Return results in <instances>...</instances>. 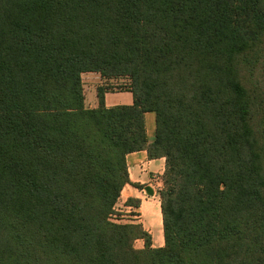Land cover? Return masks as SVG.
I'll list each match as a JSON object with an SVG mask.
<instances>
[{"label":"trees","instance_id":"obj_1","mask_svg":"<svg viewBox=\"0 0 264 264\" xmlns=\"http://www.w3.org/2000/svg\"><path fill=\"white\" fill-rule=\"evenodd\" d=\"M262 42L264 0H0V264H264L239 72ZM87 72L128 79L133 105L107 108L106 84L87 108ZM144 150L166 159L162 248L112 221Z\"/></svg>","mask_w":264,"mask_h":264},{"label":"rangeland","instance_id":"obj_2","mask_svg":"<svg viewBox=\"0 0 264 264\" xmlns=\"http://www.w3.org/2000/svg\"><path fill=\"white\" fill-rule=\"evenodd\" d=\"M243 60L241 59L239 66L240 77L243 86L255 100L253 129L257 149L261 159H264V153L262 154V148L264 152V42L258 45L255 52H250V56L245 58V61ZM87 81L88 78L85 76V82L87 83ZM105 83L111 85V92L120 93L125 91L124 86L129 83V80H112ZM262 165L264 168V162ZM131 171L130 184L125 187V192L122 193L116 205L112 221L117 224H131L132 221H140L139 223L146 229L153 228L156 239L160 234V228H162L164 238L159 193L164 188L165 169H132ZM148 188L153 190V195H149ZM130 194H134V196L129 198ZM134 246L136 249H144V241L137 240Z\"/></svg>","mask_w":264,"mask_h":264},{"label":"crops","instance_id":"obj_3","mask_svg":"<svg viewBox=\"0 0 264 264\" xmlns=\"http://www.w3.org/2000/svg\"><path fill=\"white\" fill-rule=\"evenodd\" d=\"M85 76H87L88 78L87 83L85 82ZM82 79H83V86H84L85 99H86L85 105L89 109H97L100 106L98 91L100 88H103L106 85L105 83L106 81L102 78V76L99 73H94V72L84 73L82 75ZM133 103H134V99L132 93L126 90L120 93L111 92V91H107L105 93V105L107 108H114L118 106H131L133 105ZM145 120H146V131H147L148 141L149 143H152L155 139L156 128H157L155 113H147L145 116ZM127 164L129 169V175L132 174L131 171L132 169H166L165 158L152 160L149 158L148 152L146 150L135 152L128 155ZM127 186H129V184ZM124 192H125V188L122 193ZM133 196L134 194H130L129 198ZM139 222L140 221H135V222L132 221L131 224H141ZM145 230L152 235L154 248H162L165 246V238H163L162 235V228H160V234L157 239L154 237L153 228L149 227L147 229L145 228ZM144 248H145V242H144Z\"/></svg>","mask_w":264,"mask_h":264},{"label":"water","instance_id":"obj_4","mask_svg":"<svg viewBox=\"0 0 264 264\" xmlns=\"http://www.w3.org/2000/svg\"><path fill=\"white\" fill-rule=\"evenodd\" d=\"M149 195H153V190H151L150 188L147 189Z\"/></svg>","mask_w":264,"mask_h":264}]
</instances>
